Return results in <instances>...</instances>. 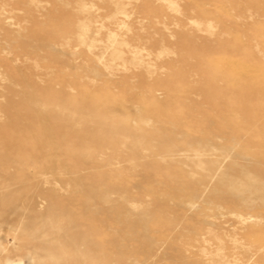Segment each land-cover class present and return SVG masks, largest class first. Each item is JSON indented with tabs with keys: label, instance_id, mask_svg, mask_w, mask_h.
Segmentation results:
<instances>
[{
	"label": "rangeland",
	"instance_id": "obj_1",
	"mask_svg": "<svg viewBox=\"0 0 264 264\" xmlns=\"http://www.w3.org/2000/svg\"><path fill=\"white\" fill-rule=\"evenodd\" d=\"M261 187L264 0H0V193L102 205L117 246L82 264H264ZM21 200L0 264L34 242Z\"/></svg>",
	"mask_w": 264,
	"mask_h": 264
},
{
	"label": "bare ground",
	"instance_id": "obj_2",
	"mask_svg": "<svg viewBox=\"0 0 264 264\" xmlns=\"http://www.w3.org/2000/svg\"><path fill=\"white\" fill-rule=\"evenodd\" d=\"M80 27L81 26L76 27V24L75 27L73 26L77 31L73 32L74 37H72V39L77 43L83 44L85 43L82 37L84 35V29H81ZM64 39L68 41L69 37ZM169 144L165 146L164 150L173 149V151L177 152L175 150L176 146ZM242 173L243 171L241 174ZM29 175L30 174L28 173L25 176L31 178ZM235 186L245 189L240 184H236L234 187ZM257 191H260V195L264 197V187H261ZM6 198L15 201L21 200L18 199L17 196H6L0 193V200ZM91 198L94 199L93 201L101 203L108 201V196L100 192H95L94 195H91ZM21 201L22 205L24 204V208L26 206L30 211L25 215L27 224L24 225V227H19L18 231L27 236L30 234L34 242L24 241L25 244L19 250L17 256H20L19 254L21 251L23 257H19L21 259L16 257L11 264H82V260L78 259L79 257L83 258V256L89 254H100L99 252L102 251L101 248L103 245L105 249L107 247L115 248L117 246V243H112L109 237L110 234L114 232L111 228L115 222L112 221L108 213L102 212V205L100 206V209H97V211L94 212L86 211L84 210L85 208L80 209V211L73 210L74 213H77L75 216L70 209L57 208V206L52 204L51 206L49 205V211L41 212L39 209L42 206H40V203L33 198L26 200L23 198ZM83 205L85 206L84 202ZM60 221L63 222L60 223ZM96 226H104V236H106L103 237L106 238V240L94 232L97 231L94 229ZM115 231L117 232L118 230ZM35 234H37V236ZM8 248L9 247H7V250ZM89 264H108V260L106 262L101 260L100 262L91 259Z\"/></svg>",
	"mask_w": 264,
	"mask_h": 264
}]
</instances>
